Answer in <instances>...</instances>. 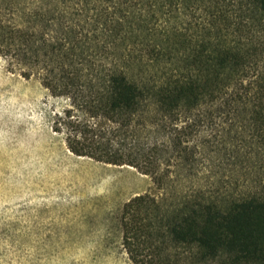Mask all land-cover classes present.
<instances>
[{
	"label": "trees",
	"instance_id": "obj_1",
	"mask_svg": "<svg viewBox=\"0 0 264 264\" xmlns=\"http://www.w3.org/2000/svg\"><path fill=\"white\" fill-rule=\"evenodd\" d=\"M0 58L73 154L150 176L134 264H264V0H0Z\"/></svg>",
	"mask_w": 264,
	"mask_h": 264
},
{
	"label": "rangeland",
	"instance_id": "obj_2",
	"mask_svg": "<svg viewBox=\"0 0 264 264\" xmlns=\"http://www.w3.org/2000/svg\"><path fill=\"white\" fill-rule=\"evenodd\" d=\"M62 103L0 58V264H134L120 214L153 182L73 154L52 129Z\"/></svg>",
	"mask_w": 264,
	"mask_h": 264
}]
</instances>
